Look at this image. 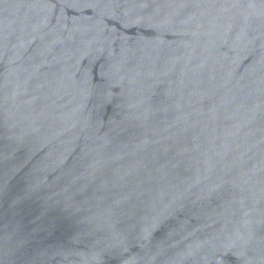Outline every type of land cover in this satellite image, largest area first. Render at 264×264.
I'll return each instance as SVG.
<instances>
[{"label":"water","instance_id":"obj_1","mask_svg":"<svg viewBox=\"0 0 264 264\" xmlns=\"http://www.w3.org/2000/svg\"><path fill=\"white\" fill-rule=\"evenodd\" d=\"M0 264H264V0H0Z\"/></svg>","mask_w":264,"mask_h":264}]
</instances>
